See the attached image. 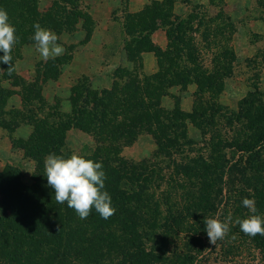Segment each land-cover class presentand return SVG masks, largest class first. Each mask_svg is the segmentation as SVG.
<instances>
[{
	"label": "rangeland",
	"instance_id": "1",
	"mask_svg": "<svg viewBox=\"0 0 264 264\" xmlns=\"http://www.w3.org/2000/svg\"><path fill=\"white\" fill-rule=\"evenodd\" d=\"M37 1V10L42 14L51 13L55 9L61 16L70 13V11L75 14H83V18L78 19V22H81L80 25L86 32L91 31L94 20L82 8L80 0H73V6L67 4V1L58 0V8L55 5L53 7L54 0ZM215 4L219 9L210 10L209 8L210 13L196 4L188 9L186 16L184 15L185 18L189 14L194 17L190 24L191 27H189L192 30V41L194 46L199 49L198 59H200L208 72L213 69L212 60L214 57L216 59L219 49L231 51L234 56V62L231 65L232 74L224 79L223 88H221L220 92L211 95L204 91L203 94L200 93V96L197 97L196 95L194 97L192 108V110L196 109L193 118L194 122L185 120V132L192 145H181L177 150L175 148L171 149V157L170 155L157 157L155 154L157 147L154 139L151 135L146 134L152 137L153 149L142 159H130L125 154V148L130 147L137 139L127 146L120 145L117 151L105 153V155L108 154L110 160L117 158L135 165L134 174L124 180L121 187L127 191L128 188L134 190L139 185L146 188V200L142 203L144 208L141 210L145 225L135 237L138 239L139 245L150 253L151 258L145 264H264V236L256 235L252 237L245 235L240 231L239 225L235 223L237 219H244L252 214L249 209L243 206L242 201L244 198L254 199L257 209L255 214L264 216V142L261 146L263 148L256 152L252 150L249 153H245L243 148L245 144L249 146L251 142L256 140L254 134L258 128L263 127L264 129V38L262 37L258 40L259 50L255 54L254 59L248 60L247 58L242 63L236 64L237 60L231 40L233 27L238 25L232 23L231 20L229 22L226 20V18L228 19V17L224 16L226 10L220 0H216ZM260 6L264 8V0H253L252 6L247 8L250 10L246 9L244 16H249L256 21H264V11L260 9ZM217 13L222 17L224 23L231 25V32H228L227 28L224 29L222 31L224 38L220 45L216 46L215 41L217 43L218 39L215 38V41L212 38L207 39L208 36L203 34V28L223 27V23L219 18L212 19ZM127 15L130 14L126 13L122 16H117L113 27H124L127 23ZM244 16L241 17L243 18ZM185 18H183V23H178V27L184 29L186 28L185 26H188ZM239 18L240 16L235 17L234 21ZM198 23H201L199 25L200 28L197 27ZM11 24L14 25L13 23ZM242 25L240 24L239 27H242ZM253 25L254 23H252ZM75 26H70L73 27L72 30L64 28L60 32L73 31ZM31 28L33 30L31 29L32 33L28 35V42H17L13 48L11 55L14 66L20 55L21 47L34 42L31 37L34 35L35 29L34 27ZM44 28L50 29L49 27ZM136 30L138 29L136 28ZM52 31L56 34L60 33ZM254 39L255 37H251V40ZM131 41L132 45H130ZM132 47H134L132 38L124 40L122 48L126 60L133 65L132 69L128 70L125 65V67L116 69L113 75L112 87L109 90L91 91L90 95L92 94L93 97L86 102V106H90L94 100L103 104L105 101L102 98H108V93L113 91L115 84L119 88H122V85H126L128 80L125 79L126 77L123 74L132 75L133 73H139V80L144 77L141 75V68L136 63L137 60L132 57L138 54L135 50L131 53L129 51ZM109 51L111 50L109 49ZM2 55L3 53L0 52V56ZM8 67V65L0 62L1 76L7 78L11 87L17 88L23 108L27 109L26 113L30 117H35V129L27 140H13L14 147L23 150L24 161L6 163L2 165L0 171L5 168L16 170L22 186L30 189L33 185L32 174L36 166L35 159L41 153L39 159L44 158L45 160L44 152H38L37 146L49 143L51 146L48 150H57L59 155L68 156L75 152L85 157L95 154L97 148L93 136L88 133L86 134L91 137L92 144L81 150L69 148L64 142L66 131L62 139L61 130L69 122H72L73 109L71 112L63 114L58 110L57 106H48L40 96L38 89H35V83H30L26 87V82L17 75L16 71H13L12 75H8ZM40 70L44 76H56L57 74L56 66H54L53 62L43 64ZM234 71L245 74L246 80H238L236 82L235 86L238 85L240 87V93L230 97L225 90L229 85L227 80L233 76ZM162 81L165 82L166 79H162ZM82 82L86 81L82 80ZM140 83L143 84L141 81ZM161 83L163 84V82ZM189 84L195 85L192 82H189ZM176 85L180 89H185L188 84L176 83ZM183 85L185 86L183 87ZM230 85L233 86L232 81ZM30 86L31 88H29ZM11 91L13 90H0V127L9 132L18 124L19 118L18 111L5 109L4 100ZM249 94H252V96ZM211 98L215 99L211 100ZM77 99L82 100V96L80 95ZM212 104L216 109L220 107L221 113H211L209 108H211ZM241 105L243 107L242 110L246 108L251 116L258 115V113L261 114L262 120L255 116V120L252 118L247 120L246 117L239 118L237 112H239V106ZM109 109L111 110L112 106ZM164 111L172 112L173 109ZM201 131L204 132L203 135ZM140 135H145V133ZM61 139L63 147L59 149L54 144ZM175 139L176 142L180 141L178 136ZM52 143H54L53 146ZM119 144L122 143L119 142ZM42 156L43 158H41ZM142 163L146 165L140 166ZM202 164L207 167L226 165L229 171L222 175L221 181H216V178L212 177L210 182L207 183L206 181L202 186L200 175L198 174L201 172L197 166ZM41 169L44 170V163ZM144 171H151V175L146 182L142 181L141 183L140 181L145 175L142 178H138L136 174ZM213 172L220 174L218 171ZM129 205L135 207L136 203L131 201ZM229 216L232 218L229 233L224 239L218 240L215 245L211 244L205 231V217H218L221 221H225ZM75 217L80 219L78 216ZM113 235L119 242L123 243H128L130 238H132L128 233L122 234L119 229L113 232ZM121 264L128 263L123 260Z\"/></svg>",
	"mask_w": 264,
	"mask_h": 264
},
{
	"label": "trees",
	"instance_id": "2",
	"mask_svg": "<svg viewBox=\"0 0 264 264\" xmlns=\"http://www.w3.org/2000/svg\"><path fill=\"white\" fill-rule=\"evenodd\" d=\"M54 1L53 7L55 5L58 8V0ZM66 1L73 6V0L62 2ZM37 2L0 0V8L8 12L9 22L14 24L20 43L28 42V35L32 33L31 29L33 30L31 27L36 22L58 33L64 28L72 30L73 27L70 26H75L78 19L83 18V14H75L72 11L61 16L56 9L51 13L42 14L37 10ZM173 3L174 0H163L160 4L154 2L138 13L127 15V23L124 26L127 36L132 38L134 43V47L129 51L131 53L135 50L138 54L132 56L137 60L136 63L141 68L140 53L153 52L157 58L159 74L144 76L140 80L139 73L123 74L128 83L122 85V88L116 87L115 84L113 91L108 93V98H102L105 101L103 104L94 100L90 106H86V102L93 97L86 89L88 99L78 100L79 95L74 98L72 122L61 130L62 139L69 127L93 136L97 152L86 158L103 164L107 176L105 190L111 196L112 205L116 208L115 214L109 219H103L93 209L89 218L80 220L75 217L77 216L75 211L66 204H57L54 189L48 186L44 170L41 169L44 158L42 156L43 159H39L41 156L39 153V157L35 159L33 185L30 189L22 186L16 170L5 168L0 171V264H121L123 260L128 264H145L151 258L150 253L141 247L135 238L145 225L141 210L144 208L142 203L146 200V188L139 185L136 189L128 188L127 191L121 187L122 182L134 174L135 165L117 158L110 160L105 153L117 151L120 145L132 144L143 133L153 137L157 157H167L171 154V149L177 150L181 145H192L185 132V120L193 121L196 109L188 114L178 107L172 112H166L160 106L162 96L166 94V89L171 84L189 82L196 85L194 97L200 96L204 91L211 95L217 94L223 88L224 79L232 74L231 65L234 62L231 51L219 49L216 59L214 57L212 60L213 69L208 72L198 59L199 49L192 41V30L189 27L194 17L189 14L185 18L188 26L184 29L178 27V23H183L184 19L177 17L171 19ZM217 18L222 21V28H203V34L208 36L207 39L212 38L213 41L215 38L218 39L217 43L215 41L216 46L220 45L224 38L222 32L224 29L227 28V31L231 32V25L224 23L219 13L212 19ZM200 24L198 23L197 27ZM156 25L166 30L168 37L166 51L158 49L149 38L147 27ZM133 27L138 30L136 28L134 30ZM213 99L215 98H211ZM210 107L211 113H221L220 107L216 109L213 104ZM242 108V105L239 106L237 112L239 118L255 120V116L262 120L261 114L251 116L246 108L243 110ZM201 134L204 132L201 131ZM176 136L179 137V142H176ZM254 136L256 140L249 146L244 143L245 153L263 148L261 147L264 142L263 127L258 128ZM62 139L56 141V144L52 143V146L54 144L57 148H62ZM50 146L49 143L39 145L38 152H44L45 158L51 153L58 154L57 150H48ZM145 165L142 163L140 166ZM197 166L200 168L201 173L198 174L202 186L206 181L210 182L212 177L216 178V181H221L222 175L229 171L226 165ZM136 175L138 178L145 175L140 182H146L151 171ZM131 201L136 203L135 207L129 205ZM117 229L122 234L128 233L132 237L128 243L119 242L114 237L113 232Z\"/></svg>",
	"mask_w": 264,
	"mask_h": 264
},
{
	"label": "crops",
	"instance_id": "3",
	"mask_svg": "<svg viewBox=\"0 0 264 264\" xmlns=\"http://www.w3.org/2000/svg\"><path fill=\"white\" fill-rule=\"evenodd\" d=\"M215 1L174 0L171 6V19L176 17L179 19L185 18L188 9L196 4L206 10L209 8L210 10H218L219 7L216 6ZM220 1L226 10L224 13V16L228 17L226 20L228 22L231 20L232 23L238 25L233 27L231 40L237 60L236 64L242 63L247 58L248 60L254 59L259 50L258 40L264 38V21H256L249 16H244L246 9L252 6L253 0ZM154 2L160 4L163 0H80L82 8L94 20L91 31L86 32L79 21L73 31H63L57 34L59 37L57 43L64 47L65 52L62 56L47 61H44L35 50V41L23 45L15 62L17 75L26 82V87L30 83L36 84L35 89H38L45 104L57 106L63 114L71 112L74 108L75 96L81 95L83 99H86L85 89H88L89 92L109 90L112 87L113 75L116 69L125 66L128 70L132 69L133 65L126 60L122 48L124 40L130 38L125 32V27H113V24L117 16L126 13H138ZM260 7L264 11V8ZM237 16H240V18L234 21ZM252 23L255 27L252 26ZM240 24H243L242 27H239ZM147 29L153 45L161 51H166L168 48L166 30L159 25L147 27ZM251 37H255V39L251 40ZM47 62H53L56 66V76H44L42 74L40 68ZM140 64L142 76L150 77L159 74L157 58L153 52L140 53ZM245 78V74L235 72L227 80L229 83L225 90L227 95L233 97L240 93V87L235 86V84L238 80L244 81ZM82 80L86 82H82ZM231 81L233 86L230 85ZM195 88L193 84H188L185 89H180L176 84H171L167 87L166 94L161 98V108L172 110L178 107L182 112L190 113L194 104ZM4 89L14 91L6 95L7 97L4 100L5 109L18 111L19 118L18 124L11 132L0 127V169L6 163L24 161L23 150L14 147L13 140H27L35 129V117H30L26 113L27 109L23 108L17 88L11 87L7 78L1 76L0 73V90ZM64 142L73 150H81L92 144V139L88 134L77 128H69L65 132ZM152 149V137L146 134L139 135L134 144L125 148V154L130 159L138 160L146 156Z\"/></svg>",
	"mask_w": 264,
	"mask_h": 264
},
{
	"label": "clouds",
	"instance_id": "4",
	"mask_svg": "<svg viewBox=\"0 0 264 264\" xmlns=\"http://www.w3.org/2000/svg\"><path fill=\"white\" fill-rule=\"evenodd\" d=\"M31 37L35 41V50L47 61L62 56L64 47L57 43L59 37L50 29L42 27L38 22ZM18 42L16 28L9 22L8 12L0 8V62L8 65V75H12L15 66L12 63V51ZM44 175L47 184L54 189V199L57 204H66L75 211L80 219H86L93 209L103 219H109L116 212L112 205L110 194L105 190L106 173L103 164L84 155L73 152L71 155L49 154L44 160ZM242 204L252 213L247 218L237 219L240 231L245 235L264 236V216L255 214V200L244 198ZM231 216L225 221L205 217V231L209 242L213 245L222 240L230 231Z\"/></svg>",
	"mask_w": 264,
	"mask_h": 264
}]
</instances>
